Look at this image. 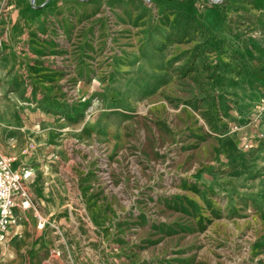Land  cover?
I'll list each match as a JSON object with an SVG mask.
<instances>
[{"label":"rangeland","instance_id":"374dc122","mask_svg":"<svg viewBox=\"0 0 264 264\" xmlns=\"http://www.w3.org/2000/svg\"><path fill=\"white\" fill-rule=\"evenodd\" d=\"M263 94L264 0H0V264H264Z\"/></svg>","mask_w":264,"mask_h":264},{"label":"built area","instance_id":"2783aa9c","mask_svg":"<svg viewBox=\"0 0 264 264\" xmlns=\"http://www.w3.org/2000/svg\"><path fill=\"white\" fill-rule=\"evenodd\" d=\"M261 101L264 109V94ZM13 161L12 157L0 151V241L5 238L9 227L17 221V209L30 205L26 181L32 172L27 168L15 167ZM40 221V225L44 226V219L41 218Z\"/></svg>","mask_w":264,"mask_h":264},{"label":"crops","instance_id":"0c3cea01","mask_svg":"<svg viewBox=\"0 0 264 264\" xmlns=\"http://www.w3.org/2000/svg\"><path fill=\"white\" fill-rule=\"evenodd\" d=\"M13 165L17 168H19L15 162H13ZM21 208H18L16 213L18 216V211ZM26 213V212H25ZM22 220V221H21ZM20 222L18 224H13L9 227L6 236L8 237V240H11L13 244H15L17 241V243L15 244L16 248H17V255H21L22 252H27V250L29 248H31L33 246L34 243V234L33 232H31V234H29V230L31 228V223L29 222V217H23L21 218ZM30 225V226H28ZM24 233L21 237H16V235H18L19 233ZM5 236V237H6ZM45 238L42 239V241L36 246L38 249L42 248V246H44L45 242H44ZM35 247V249H36ZM13 254H16L15 251H13ZM21 262L23 263L22 260H18V264H21Z\"/></svg>","mask_w":264,"mask_h":264}]
</instances>
